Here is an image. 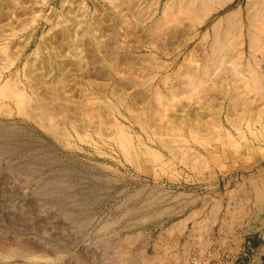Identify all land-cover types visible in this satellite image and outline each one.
<instances>
[{"label":"rangeland","instance_id":"rangeland-1","mask_svg":"<svg viewBox=\"0 0 264 264\" xmlns=\"http://www.w3.org/2000/svg\"><path fill=\"white\" fill-rule=\"evenodd\" d=\"M33 1L0 0V86L8 84V87H4L5 89L0 87V125L19 129L21 134L18 137L21 140H26L25 143H28L26 145L28 150L35 148L41 152V149H48L50 154L45 155V161L39 158V162L36 164L38 168L40 166L41 169L39 168V170L42 173L44 172L42 175H64L63 177L69 183V187L66 190L69 193L68 195L78 199L79 203L84 204V208L86 211L89 209L87 212L93 218L89 227H85V229L83 226V230L78 228L81 232L73 229L71 223L60 216L44 197L41 198L35 195L34 188L37 180L34 183V179L30 180L29 177V180H26L24 175H16L15 170L14 172L8 170L1 163L0 264H31V262L33 264H64L65 262V264H73L74 261V264H79L80 262L84 264H114V261H116L115 264H118L117 262L123 264L121 252L128 251L132 253L128 252V255H134L125 257L126 259L130 258L132 260L130 262L128 260L125 261V258L123 259L124 262L127 263L128 261L129 264H141V262L142 264H147L148 262L150 264H162V262L164 264L165 262L166 264L168 259L167 264H173L174 262L182 264L183 262L186 263V258L189 260L193 254H196V264H264V236L260 235V232L264 231V39L263 36H260V44L257 43L258 46L254 44V47H252L253 42L252 40L250 41L251 38L246 34L247 20L245 19V11L247 12L248 5L245 6V4L249 0H230L222 8L211 12L202 23L195 19H200V16L195 13L194 9V12L193 10L191 12L194 13L193 17L192 14L186 15L193 8L192 5H189L191 3L189 0H180L181 2L179 0ZM262 1L264 8V0ZM184 3L187 5H184ZM210 5L211 3H208L207 6ZM186 6H188V9L190 8L189 11L187 8L186 11L183 8ZM178 7L184 10L182 11ZM161 11H164V13ZM168 11L173 12L174 16ZM179 12L180 17L176 16ZM181 13H184L185 16ZM165 16L166 18H164ZM225 16L226 18H224ZM228 16L233 18L231 20H233L232 23L234 22L235 27ZM239 16L240 19L238 18ZM167 17L172 19L169 18L173 24L167 21L169 20ZM190 17L198 24L196 25ZM177 18H181L180 21ZM173 19H176L175 23ZM223 19L226 21L225 23H222L224 22ZM177 20L179 23L181 21L184 23L180 25ZM187 20L191 24L190 27L193 26L192 28L189 27ZM228 20L230 21V26L233 25L232 27L237 33L234 29L228 30ZM191 21L192 23H190ZM75 22L79 23L78 27H81V29L76 27V31L70 34L72 36L65 35L66 27L71 28ZM223 27H228L226 29L228 30L227 32L225 28L223 29L225 33L230 34L229 32H231L229 36L227 34V38H229L228 40L232 45L226 46L227 49L222 52V56L225 55V58L218 62V65H220L218 66L217 63L211 60L213 59V54H211L213 51H211V48L209 51L208 49L212 45L210 42L215 38V31H222ZM213 28H215V31ZM238 29L240 31H237ZM224 31L222 32L224 33ZM90 32L94 34L92 35ZM211 33H215L213 37ZM232 34L238 39L235 36L233 37ZM94 35L96 36L94 37ZM231 35L232 37H230ZM246 37L248 40H246ZM76 38L78 39L76 40ZM63 40L65 44H68V42L72 43L68 51H62L65 46ZM239 42L242 46H240ZM260 46L262 49L258 48ZM255 50L258 52L254 53ZM232 57L233 59H231ZM228 59L229 66H227ZM208 61L213 62L215 66L211 62L208 64ZM221 62H224V67ZM232 63L237 64L233 66L231 65ZM238 65H240V69L237 67ZM212 66L213 68H211ZM228 67L232 70H229ZM210 68L209 73L206 72ZM189 69L191 71L194 70V72L196 70L195 73H192V77L189 75L191 78L187 75ZM249 69L252 70L246 75L247 72L243 71H248ZM197 71L201 73L203 71L206 74L195 75ZM236 71L237 73L234 74ZM232 73L234 77L231 76ZM177 74H179L180 78L183 75V78L180 79ZM239 74L244 76L242 75L239 78ZM185 75L188 77L185 78ZM202 75L209 79L202 77ZM259 75L262 76L259 77ZM217 76L218 78H216ZM230 76L232 80L229 79ZM250 76L255 78L252 77V79ZM200 77L204 78L202 86L206 91L202 93L204 95L199 91L193 92V94H197L195 96L199 97V101L193 100L195 97L193 98V95L188 92H186L188 94L180 93L182 91L178 87L181 84L180 82H186L185 80L188 78L190 79H188L189 81L194 78L195 82H197L201 80ZM233 78L235 81H233ZM249 78L250 80H248ZM242 79L245 80L243 81ZM218 80L222 82L218 83ZM262 80L263 85L262 87L260 86L262 89L257 91V87L254 89L255 82H262ZM189 81L187 83H190ZM232 81L236 82L235 88L240 85L239 89H233L235 84ZM240 81L241 83L238 84ZM12 82L14 86H18L22 90V96H26L25 99H33L35 94L41 95L40 98L43 99V103H45L47 98V104H49V99L50 102L54 99V103L51 102L50 104L52 107L55 106L58 112L53 110L50 116H44L46 117L45 119H43V116L34 114V112L30 115L26 114L22 110V104H20V108L9 100ZM245 83L247 84L245 85ZM30 86L36 88V91L35 89L34 91L37 93L33 94L34 96L30 93ZM224 86H227L224 88L225 90L223 89ZM244 86L245 88L242 89L241 87ZM175 87H177V92L174 89ZM249 88L250 91L248 90ZM57 94H59V98ZM262 94L263 97H261ZM173 95L176 96L174 97ZM136 96L138 97L135 98ZM252 96H255V99ZM188 97L189 100L193 98V101L187 100ZM200 98L206 102L204 103ZM68 100L74 103H70ZM231 100L233 101L232 103ZM240 100L244 101L245 105L248 103L246 107L241 105L242 107L238 106L239 108H237V103ZM249 101L253 102L250 103ZM164 102L167 103L165 104ZM89 103H92L90 107ZM183 104L187 106L184 107ZM193 104L196 105L191 107ZM60 105L61 107L58 109ZM79 105L82 106L79 108ZM95 106L98 108L93 111ZM202 106L209 107V109L206 107L202 108ZM165 108L166 110L164 111ZM60 109H63V113H61ZM91 110L94 112L93 114H91ZM97 110L101 111V114H98ZM82 111H84L85 115ZM156 112L160 113L159 117L161 118L156 117V115L158 116ZM162 112L163 118L161 116ZM130 113L136 116H131ZM89 114L93 115L91 117L95 121L91 120L92 118ZM150 114L153 115V118ZM197 114H200L199 117ZM187 115L189 118L186 117ZM140 116H143L142 119ZM250 116L255 117L250 118ZM47 117H50V120ZM133 117L137 118L134 120ZM178 118L180 121H177ZM46 119L47 121L44 122ZM151 119H154V123H152ZM174 119L176 120L173 121ZM155 120H158L156 121L158 126H162L158 127L155 124ZM189 121L191 125L188 124ZM56 122L57 124H55ZM192 122L195 123L193 124ZM72 123L74 124L73 126L71 125ZM164 123L169 127L173 126L171 131L175 133L173 134L174 136L170 130L166 131L164 129ZM92 124L94 128H92ZM102 125H104L103 128ZM180 125L181 128L184 125V131L179 128ZM104 127L109 131H105ZM192 128L198 130L196 131ZM187 130L191 131L190 134L189 132L187 133ZM78 131L82 132L79 133ZM143 131L144 133H142ZM120 132L126 134V143L125 141L122 142V140L118 143L116 142L121 139L119 136ZM114 133H117V136ZM176 133H179V137ZM195 133L199 136H195ZM176 136L178 140L179 138L184 140L178 141L175 138ZM240 137L241 139H239ZM164 138L168 139L164 140ZM172 139H175L174 143L167 142V140ZM10 140L14 141L13 138ZM235 141L237 145L234 143ZM168 146H171V148ZM182 146L184 150L181 148ZM180 150L190 154V157L186 156L185 160L187 162L180 158L182 157ZM177 152L180 156L177 155ZM175 156L178 157L175 158ZM196 159L203 161L202 164ZM12 164L14 165V163ZM26 185H29L31 190ZM239 201L240 203H238ZM184 219H187V221ZM101 226L102 229H100ZM195 230L196 232L194 233L193 231ZM198 232L200 233L196 234ZM101 240L102 243L109 242L111 246L103 249ZM23 241L25 242L24 244ZM133 241L134 243L132 244ZM38 244L42 245L39 246ZM123 245L126 247V251L122 249L124 248ZM126 245L129 247L127 248ZM169 245L171 248H168ZM157 247L159 249L161 247L160 250L157 249L160 252L156 250ZM39 248L41 249L39 250ZM139 250L142 251L143 255L135 254ZM118 251L119 255H117ZM155 252L158 256H156ZM82 253L84 254L79 256ZM74 255L79 257L76 258ZM100 255L102 256L100 257ZM117 256L121 258L119 259ZM154 257H157L158 259L156 260L159 261L156 262ZM139 259H141V262ZM72 260L74 261L72 262ZM135 260L139 263L135 262Z\"/></svg>","mask_w":264,"mask_h":264},{"label":"bare ground","instance_id":"bare-ground-1","mask_svg":"<svg viewBox=\"0 0 264 264\" xmlns=\"http://www.w3.org/2000/svg\"><path fill=\"white\" fill-rule=\"evenodd\" d=\"M12 1H14V0H12ZM33 1V0H32ZM36 1V0H35ZM131 1V0H130ZM176 1V0H175ZM182 1V0H181ZM180 0H179V2H181ZM191 3L189 4V5H192L193 6V8L189 11V9L187 8L188 6H186V7H183L184 9H185V11L188 9V11L190 12V14H189V12H185L184 11V13H186V15L188 14V15H191L192 14V17H193V14L194 13H191L192 12V10L194 9L195 10V13L196 14H198L199 16H200V19H197V18H195L196 20H199V23H202V21L211 13V12H214V11H216V10H218L219 8H222L224 5H226L230 0H189ZM34 2V1H33ZM157 2H159V1H157ZM187 2V1H186ZM208 3H211V5L210 6H207L208 5ZM14 4V3H13ZM37 4V3H36ZM262 4H263V1L262 0H255V1H253V0H249L248 1V3L247 4H245V6L246 5H248L247 7H245V8H247V12L245 11V13H246V23H247V25H246V34L251 38L250 39V41L252 40V42H253V44H252V47H254L253 45L254 44H256L257 45V43H259V37L261 36H263V39H264V8H263V6H262ZM176 5V4H175ZM179 5V4H178ZM184 5H187V4H185L184 3ZM152 6V5H151ZM155 6V5H154ZM167 6V5H166ZM195 6V7H194ZM180 7H181V5H180ZM176 8H177V5H176ZM179 8V7H178ZM187 8V9H186ZM31 9V8H30ZM80 9V8H79ZM163 9H165V8H163ZM162 9V10H163ZM180 10H184V9H182V8H179ZM166 10V9H165ZM178 10V9H177ZM176 10V11H177ZM179 10V11H180ZM194 10H193V12H194ZM239 10V9H238ZM246 10V9H245ZM33 11V10H32ZM155 11V10H154ZM158 11V10H157ZM181 11V12H182ZM237 11V10H236ZM162 13H164V11H161ZM168 12H170V11H168ZM239 12V11H238ZM121 13V12H120ZM161 13V14H162ZM166 13V12H165ZM171 13V12H170ZM175 13V12H174ZM183 13V14H184ZM12 14V13H11ZM10 14V15H11ZM167 14V13H166ZM166 14H163V15H166ZM173 16H174V14H173V12L171 13ZM177 14V13H176ZM182 14V13H181ZM182 14V15H183ZM195 14V15H196ZM171 15V17H173ZM180 15V12H179V14L178 15H176V16H179ZM181 15V16H182ZM229 15H232V14H229ZM235 15V14H234ZM233 15V16H234ZM122 16V15H121ZM167 16V15H166ZM166 16L164 17V18H166ZM183 16H185V14L183 15ZM227 16V15H226ZM226 16L224 17V18H226ZM238 16V15H237ZM2 17V16H1ZM76 17V16H75ZM163 17V16H162ZM180 17V16H179ZM178 17V18H179ZM192 17H190V18H192ZM229 17V16H228ZM163 18V19H164ZM168 18V17H167ZM170 18V17H169ZM168 18V19H169ZM175 18V17H174ZM177 18V19H178ZM230 18V20L231 19H233L232 17H229ZM236 18V17H235ZM239 19H240V16L238 17ZM238 18H236L237 20H238ZM171 19V18H170ZM170 19L169 20H167L168 22H171L170 21ZM181 19V18H180ZM180 19H178L179 21H180ZM183 19V18H182ZM16 20V19H15ZM160 20V19H159ZM172 20V19H171ZM174 20V19H173ZM176 20V19H175ZM174 20V23L176 22ZM177 20V22L179 23V21ZM191 20H194L193 18L191 19ZM235 20V19H234ZM75 21V20H74ZM79 21V20H78ZM185 21V20H184ZM188 21V24H189V20H187ZM218 21H219V19H218ZM217 21V22H218ZM223 21H224V19H223ZM232 21L233 20H231V23H232ZM236 21V20H235ZM240 21V20H239ZM15 22V21H14ZM76 22H77V20H76ZM73 23L72 24V26H71V28H67L66 27V29H65V35H69V36H72V35H70V34H72L74 31H76V27H78V25H79V23L77 24V23ZM97 22V21H96ZM159 22V21H158ZM163 22H164V20H163ZM194 22H195V20H194ZM226 21H224V22H222V23H225ZM244 22V21H243ZM11 23V22H10ZM157 23V22H156ZM172 24H173V22H171ZM177 23V24H178ZM181 23H182V21H181ZM181 23H179L180 25H181ZM184 23V22H183ZM182 23V24H183ZM187 23V22H186ZM190 23H192V21L190 22ZM227 23H229V24H227V25H229V29H228V27H223L222 28V31H224L223 29L225 28V31L227 32L228 30H232V29H234V27H235V24H234V22L232 23L233 25H234V27H232V26H230L231 24H230V21L228 20V22ZM236 23V22H235ZM245 23V22H244ZM24 24H26V23H24ZM83 24V23H82ZM158 24H160V23H158ZM178 24V25H179ZM195 24L197 25L198 23H196L195 22ZM194 24V25H195ZM216 24H218V23H216ZM219 24H220V22H219ZM57 25V24H56ZM99 25V24H98ZM185 25V24H184ZM190 25L191 24H189V27H190ZM227 25H224V26H227ZM237 25V24H236ZM240 25V24H239ZM242 25V24H241ZM25 26V25H24ZM152 26V25H151ZM150 26V27H151ZM159 26H161V25H159ZM177 26V25H176ZM187 26V25H186ZM218 26V25H217ZM29 27V26H28ZM158 27V26H157ZM182 27V26H181ZM188 27V28H189ZM193 27V26H192ZM192 27H190V28H192ZM232 27V28H231ZM5 28V27H4ZM79 28V27H78ZM88 28V27H87ZM94 28V27H93ZM156 28V27H155ZM161 28H162V26H161ZM189 28V29H190ZM238 28V27H237ZM79 29H81V27L79 28ZM83 30H85L84 28H82ZM159 29V28H158ZM214 29V31H215V28H213ZM226 29H228V30H226ZM239 29H241V28H239ZM237 30V31H240V30ZM244 29V28H243ZM149 30V29H148ZM153 30V29H152ZM218 30V29H217ZM220 30V29H219ZM235 30V29H234ZM233 30V31H234ZM88 31V30H87ZM90 31H92V30H90ZM94 31V30H93ZM160 31V30H159ZM222 31H218V32H216L215 31V33H216V35L214 36L215 38H213V41L212 42H210V43H212V45H211V47L209 46V49H208V51L210 50V48H211V51H213L211 54H213L212 55V58L213 59H211V60H213L214 61V63H217V65L219 64L218 62L222 59L223 60V58H225L224 56H222V52H224V50H226L227 48H226V46L228 47V46H231L232 45V43H230L229 42V38H227V34L228 33H225V31H224V33L222 32ZM242 31V30H241ZM64 32V31H63ZM79 32V31H78ZM158 32V31H157ZM235 32H236V30H235ZM77 33V32H76ZM92 33V35L94 34L93 32H90V34ZM97 33V32H96ZM214 33V34H215ZM230 34H231V32H229ZM237 33V32H236ZM235 33V35H237L238 36V34H236ZM240 33V32H239ZM242 33V32H241ZM1 34V33H0ZM158 34V33H157ZM207 34V33H206ZM206 34H205V36H206ZM212 34V37H213V33H211ZM230 34H228V36L230 35ZM64 35V36H65ZM74 35V34H73ZM82 35H83V33H82ZM233 35V34H232ZM232 35L230 36V37H232ZM235 35H233V37L235 36ZM80 36V35H79ZM91 36V35H90ZM96 35H94V37H95ZM202 36H204V35H202ZM201 36V37H202ZM239 36H241V35H239ZM68 37V36H67ZM211 37V38H212ZM235 38H237L236 36H235ZM247 38V37H246ZM73 39V38H72ZM78 38H76V40H77ZM95 39V38H94ZM98 39H99V37H98ZM158 39V38H157ZM201 39V38H200ZM238 39V38H237ZM204 40V39H203ZM235 40V39H234ZM246 40H248V38L246 39ZM70 41V40H69ZM99 42H100V40H98ZM97 41V42H98ZM232 41V40H231ZM262 41V40H261ZM67 42V41H66ZM248 42V41H247ZM252 42H250V43H252ZM264 42V41H263ZM63 43H64V40H63ZM74 43V42H73ZM92 43V42H91ZM203 43V42H202ZM65 44V43H64ZM70 44H72V43H69L68 42V44H65V46L62 48V51H68V49L69 48H71V45ZM75 44V43H74ZM103 44V43H102ZM234 44H236L235 42H234ZM233 44V45H234ZM238 44V43H237ZM239 44H240V42H239ZM238 44V45H239ZM248 44V43H247ZM260 44V43H259ZM263 44V43H262ZM87 45V44H86ZM210 45V44H209ZM238 45H236V46H238ZM161 46V45H160ZM203 46V45H202ZM240 46H242L241 44H240ZM251 46V45H250ZM258 46V45H257ZM264 46V45H263ZM62 47V46H61ZM89 47V46H88ZM98 47V46H97ZM58 48V47H57ZM100 48V47H99ZM250 48V47H249ZM258 48H260V49H262L261 48V46L260 47H258ZM46 49V48H45ZM76 49V48H75ZM159 49V48H158ZM235 50H236V48H234ZM252 49V48H251ZM231 50V49H230ZM36 51V50H35ZM73 51V50H72ZM71 51V52H72ZM7 52V51H6ZM11 52V51H10ZM228 52H229V50H228ZM255 52H258V51H254V53ZM74 53V52H73ZM72 53V54H73ZM7 54H8V52H7ZM69 54V53H68ZM78 54V53H77ZM226 54V53H225ZM237 55H238V53H236ZM228 55V54H227ZM231 55V54H230ZM233 55V54H232ZM263 55V54H262ZM70 56V55H69ZM209 56V55H208ZM234 56V55H233ZM251 56V55H250ZM8 57H11V56H8ZM49 57V56H48ZM61 57V56H60ZM89 57V56H88ZM228 57V56H227ZM227 57H226V59H227ZM230 57V56H229ZM235 57V56H234ZM238 57V56H237ZM236 57V58H237ZM208 58V57H207ZM211 58V57H210ZM6 59V58H5ZM225 59V60H226ZM231 59H233V57L231 58ZM230 59V60H231ZM237 60H239V59H237ZM252 60V59H251ZM3 61V60H2ZM91 61V60H90ZM191 61V60H190ZM206 61V60H205ZM204 61V62H205ZM228 61V65H227V63H226V65L227 66H229V59L227 60ZM226 61V62H227ZM253 61V60H252ZM12 62V61H11ZM80 62V61H79ZM147 62V61H146ZM192 63H193V61H191ZM203 62V63H204ZM211 62V61H210ZM210 62L208 61V64H210ZM230 62H232V61H230ZM236 62V61H235ZM89 63V62H88ZM150 63V62H149ZM155 63V62H154ZM211 63H213V62H211ZM214 63H213V65H214ZM222 63V62H221ZM234 63V62H233ZM231 64V65H235V64H237V63H235V64ZM238 63L240 64V62L238 61ZM248 63V62H247ZM39 64V63H38ZM156 64H157V62H156ZM186 64V63H185ZM188 64V63H187ZM191 64V63H190ZM207 64V63H206ZM207 64V65H208ZM222 64H224V62L222 63ZM222 64H221V66H222ZM242 64V63H241ZM70 65H71V63H70ZM153 65V64H152ZM155 65V64H154ZM181 66H182V64H180ZM230 65V66H231ZM40 66V65H39ZM156 66V65H155ZM159 66V65H158ZM189 66V65H188ZM196 66V65H195ZM215 66V65H214ZM218 66H220V65H218ZM225 66V64L223 65V67ZM65 67V66H64ZM183 67V66H182ZM201 67V66H200ZM206 67V66H205ZM207 67H209V66H207ZM222 67V68H223ZM232 67V66H231ZM238 68L240 67V65H238L237 66ZM211 68H213V66L211 67ZM211 68L210 69H207V71L206 72H208L209 70H211ZM229 68V67H228ZM192 69V68H191ZM219 69V68H218ZM240 69V68H239ZM242 69V68H241ZM59 70V69H58ZM68 70H70V69H68ZM180 70V69H179ZM196 70H197V68H196ZM196 70H195V72H196ZM220 70V69H219ZM223 70V69H222ZM226 70V69H225ZM229 70H232V69H230L229 68ZM236 70V69H235ZM243 70V69H242ZM241 70V71H242ZM246 70H247V67H246ZM243 71V72H247V74L246 75H248V72L250 71V70H252V69H249L248 71ZM80 71V70H79ZM141 71V70H140ZM147 71V70H146ZM183 71H184V69H183ZM203 71H204V69H203ZM202 71V73H204ZM263 71V70H262ZM81 72V71H80ZM149 72V71H148ZM182 72V71H181ZM194 72V70H190L189 69V71H188V76L189 75H191V77H192V73H195ZM206 72L204 73V74H206ZM225 72V71H224ZM232 72V71H231ZM240 72V71H239ZM252 72V71H251ZM33 73V72H32ZM142 73V72H141ZM180 73V72H179ZM183 73V72H182ZM200 73V74H199ZM201 72H198L197 71V73L195 74V75H201L202 74ZM209 73V72H208ZM218 73V72H217ZM237 73V71L236 72H234V74H236ZM261 73H263V72H261ZM184 74V73H183ZM185 74H186V72H185ZM233 74V73H232ZM231 74V76H233L234 77V74L232 75ZM146 75V74H145ZM208 75V74H207ZM240 75V74H239ZM243 75V74H242ZM242 75H240V77L239 78H241V76ZM250 75V74H249ZM27 76V75H26ZM128 76V75H127ZM147 76V75H146ZM177 76L179 77V74H177ZM182 77L181 78H183V75H181ZM188 76H184L185 78L186 77H188ZM205 75H202V77H204ZM226 76H227V74H226ZM231 76L229 77V79L231 78ZM238 76V75H237ZM244 76V75H243ZM258 76V75H257ZM260 76H262V75H259V77ZM150 77V76H149ZM190 76H189V78H191ZM195 78H196V76H194ZM255 78L254 76H250V78ZM27 78V77H26ZM57 78V77H56ZM73 78V77H72ZM125 78V77H124ZM129 78V77H128ZM144 78V77H143ZM177 78V77H176ZM180 78V77H179ZM180 78V79H181ZM188 78V79H189ZM201 78V77H200ZM199 78V79H200ZM204 78H207V77H204ZM204 78H201V80H199V81H197V82H195V80H194V78H192L191 79V81H189L188 79V81L190 82V83H187L188 81L187 80H185L186 82H184V81H182V82H180L181 84L178 86L179 87V89L181 90L182 89V91H180V93L181 92H184V93H186V92H188V93H190V95L192 94L193 95V98L195 97V98H197L195 95H197V94H193V92L194 91H199L201 94L203 93V92H205L206 90H205V88L202 86V84H203V79ZM216 78H218V76L216 77ZM221 78V77H220ZM238 78V77H237ZM250 78L248 79V80H250ZM252 78V79H253ZM42 79V78H41ZM153 79V78H152ZM179 79V80H180ZM207 79H209V78H207ZM222 79V78H221ZM226 79V78H225ZM247 79V78H246ZM251 79V80H252ZM59 80V79H58ZM140 80H141V78H140ZM146 80V79H145ZM194 80V81H193ZM223 80V79H222ZM230 80H232V79H230ZM243 80V79H242ZM241 80V81H242ZM245 80V79H244ZM243 80V81H244ZM256 80H258V79H256ZM261 80V79H260ZM126 81V80H125ZM127 81H128V79H127ZM137 81V80H136ZM144 81V80H143ZM227 81V80H226ZM233 81H235L234 80V78H233ZM232 81V83H234ZM241 81L238 83V84H240L241 83ZM247 81V80H246ZM14 82V81H13ZM12 82V86L10 87V88H12V90L10 91V95H9V100L10 101H13V103H15V105L16 106H19L20 107V104H22L23 106V108H22V110H23V112H25L26 114H31V113H33L34 112V114L36 113V115L38 114V115H40L41 117L43 116H50L51 114H52V111L54 110V111H57L58 112V110H56V107L54 106V107H52L51 106V102L52 103H54V99H53V101L51 100V102H50V99H49V104H47L46 103V101L48 100V98L45 100V103H43V99H41L40 97H41V95L39 96V95H37V94H35V93H37V92H35L36 91V88L34 87V86H30L29 88H30V90H31V95H33V94H35V96H34V98L32 99V98H28V99H25V97H23L22 96V90L20 89V88H18V86H14L13 83ZM53 82H54V80H53ZM66 82V81H65ZM73 82V81H72ZM88 82V81H87ZM120 82V81H119ZM146 82V81H145ZM164 82V81H163ZM221 83L222 81H220V80H218V83ZM228 82V81H227ZM237 82H238V80H237ZM248 83H249V81H247ZM251 82V81H250ZM252 82H253V80H252ZM255 82V81H254ZM32 83V82H31ZM70 83V82H69ZM123 83V82H122ZM124 83H126V82H124ZM139 83V82H138ZM143 83V82H142ZM179 83V82H178ZM208 83V82H207ZM217 83V84H218ZM236 83V82H235ZM234 83V84H235ZM256 83V85H255V87H254V89L257 87V91H259V89H262V88H260V86L262 87V85H263V80H262V82H259V81H257V82H255ZM254 83V84H255ZM26 84V83H25ZM41 84H43V83H41ZM55 84V83H54ZM60 84V83H59ZM77 84V83H76ZM247 83H245V85H246ZM47 85V84H46ZM75 85V84H74ZM108 85V84H107ZM119 85V84H118ZM140 85H141V83H140ZM204 85H205V83H204ZM210 85H212V84H210ZM243 85H244V83H243ZM242 85V86H243ZM21 86V85H20ZM51 86V85H50ZM115 86V85H114ZM206 86V85H205ZM219 86V85H218ZM247 86H249V85H247ZM1 88H4V87H8V84L6 83V84H3V86H0ZM32 87H34V88H32ZM104 87V86H103ZM214 87V86H213ZM227 87V86H226ZM225 86L223 87V89L224 88H226ZM236 87V84L234 85V88L233 89H239V87H240V85L238 86V88H235ZM251 87V86H250ZM252 87H253V84H252ZM53 88V87H52ZM51 88V89H52ZM60 88V87H59ZM132 88V87H131ZM173 88V87H172ZM177 87H175L174 89H175V91L177 90L176 89ZM217 88V87H216ZM229 88V87H228ZM231 88V87H230ZM242 89H244L245 88V86L244 87H241ZM247 88V87H246ZM5 89V88H4ZM34 89H35V91H34ZM65 89V88H64ZM208 89H209V87H208ZM220 89H221V87H220ZM222 89V90H223ZM241 89V90H242ZM1 90H3V89H1ZM29 90V91H30ZM50 90V89H49ZM53 90V89H52ZM95 90V89H94ZM156 90V89H155ZM225 90V89H224ZM227 90V89H226ZM247 90V89H246ZM249 91H250V88L248 89ZM4 91V90H3ZM42 91V90H41ZM44 91V90H43ZM46 91H47V89H46ZM63 91V90H62ZM86 91V90H85ZM105 91V90H104ZM126 91V90H125ZM174 91V92H175ZM207 91H210V90H207ZM232 91H234V90H232ZM231 91V92H232ZM236 91V90H235ZM238 91H240V90H238ZM251 91H252V89H251ZM254 91H256V90H254ZM261 92H262V90H260ZM69 92V91H68ZM128 92V91H127ZM151 92V91H150ZM177 92V91H176ZM222 92V91H221ZM225 92V91H224ZM260 92V93H261ZM45 93V92H44ZM50 93V92H49ZM54 93H55V91H54ZM58 93V92H57ZM81 93V92H80ZM99 93V92H98ZM123 93V92H122ZM184 93H183V97H184ZM188 93H186V94H188ZM200 93H198V94H200ZM223 93V92H222ZM227 93V92H226ZM233 93V92H232ZM156 94V93H155ZM176 94H178V93H176ZM229 94V93H228ZM242 94V93H241ZM244 94V93H243ZM42 95H43V93H42ZM59 94H57V96H58ZM61 95V94H60ZM88 95V94H87ZM94 95V94H93ZM115 95V94H114ZM182 95V94H181ZM180 95V96H181ZM190 95H188V96H190ZM202 95H204V94H202ZM205 95H206V93H205ZM207 95H209V94H207ZM234 95H235V93H234ZM240 95V94H239ZM247 95V94H246ZM261 95V94H260ZM39 96V97H38ZM64 96V95H63ZM99 96H101V95H99ZM122 96V95H121ZM174 96V95H173ZM176 96V95H175ZM174 96V97H175ZM224 96H225V94H224ZM245 96V95H244ZM249 96V95H248ZM45 97V96H44ZM44 97H42V98H44ZM52 97H54L53 95H52ZM62 97V96H61ZM91 98H92V96H90ZM138 96H136L135 98H137ZM169 97V96H168ZM179 97V96H178ZM182 96H181V98H183ZM203 97V96H202ZM246 97V96H245ZM244 97V98H245ZM253 97V96H252ZM251 97V98H252ZM255 97V96H254ZM253 97V98H254ZM261 97H263V94H262V96ZM1 98H3V97H1ZM50 98H51V96H50ZM58 98H59V96H58ZM69 98V97H68ZM73 98V97H72ZM106 98V97H105ZM140 98V97H139ZM173 98V97H172ZM180 98V97H179ZM192 98V99H193ZM193 99V100H196V101H199V97L197 98V99ZM234 98H236V97H234ZM240 98H241V96H240ZM250 98V99H251ZM30 99V100H29ZM70 99V98H69ZM93 99H95V98H93ZM152 99V98H151ZM159 99V98H158ZM185 99V98H184ZM187 99V98H186ZM191 98H190V100H192ZM248 99H249V97H248ZM255 99V98H254ZM257 99V98H256ZM260 99H263V98H260ZM58 100H60V99H58ZM64 101H65V99H63ZM86 100V99H85ZM92 100V99H91ZM107 100V99H106ZM121 100V99H120ZM154 100V99H153ZM156 100V99H155ZM169 100V99H168ZM167 100V101H168ZM177 100V99H176ZM187 100H189V97H188V99ZM189 100V101H190ZM192 100V101H193ZM200 100H202V101H204V103L206 102L205 100H203V99H201L200 98ZM233 100V99H232ZM231 100V103L233 102ZM235 100V99H234ZM79 101V100H78ZM77 101V102H78ZM94 101V100H93ZM108 101V100H107ZM118 101V100H117ZM124 101V100H123ZM136 101V100H135ZM140 101V100H139ZM138 101V102H139ZM142 101H144V100H142ZM160 101H161V98H160ZM170 101V100H169ZM168 101V102H169ZM183 101V100H182ZM208 101V100H207ZM260 101V100H259ZM48 102V101H47ZM60 102V101H59ZM66 102V101H65ZM68 102H70V100H68ZM72 103H74L73 101H71ZM70 102V103H71ZM85 102V101H84ZM130 102V101H129ZM137 102V103H138ZM157 102H159L158 100H157ZM176 102V101H175ZM209 102V101H208ZM235 102V101H234ZM244 101H238V103H237V108H239L238 106H241V105H243V106H245L246 107V105L248 104H244L243 103ZM247 102H248V100H247ZM250 102V101H249ZM253 102V101H252ZM252 102H250V103H252ZM257 102V101H256ZM255 102V103H256ZM264 102V101H263ZM56 103V102H55ZM162 103H163V101H162ZM165 103V102H164ZM167 103V102H166ZM165 103V104H166ZM177 103H178V101H177ZM183 103V102H182ZM188 103V102H187ZM190 103V102H189ZM195 103H198V102H195ZM200 103V102H199ZM202 103V102H201ZM212 103V102H211ZM68 104V103H67ZM92 104V103H91ZM90 103H89V107H90V105H91ZM109 104H110V101H109ZM108 104V105H109ZM131 104V103H130ZM159 104V103H158ZM217 104V103H216ZM235 104V103H234ZM263 104V103H262ZM75 105V104H74ZM98 105V104H97ZM134 105V104H133ZM156 105V104H155ZM194 105H196V104H193V106H191V107H194ZM199 105V104H198ZM204 105V104H203ZM206 106H207V104H205ZM253 105V104H252ZM65 106V105H64ZM68 106V105H67ZM70 106H71V104H70ZM73 106V105H72ZM80 106H82V105H79V108H80ZM110 106H111V104H110ZM159 105H157V107H158ZM162 106V105H161ZM183 106H184V104H183ZM183 106H182V108H183ZM185 106H187L186 104H185ZM184 106V107H185ZM206 106H202V108L203 107H206ZM228 106V105H227ZM233 107H235L234 105H232ZM254 106H256V105H254ZM58 107V106H57ZM61 107V105L58 107V109ZM69 107V106H68ZM77 107V106H76ZM92 107V106H91ZM128 107H130V106H128ZM164 107H168V106H164ZM174 107V106H173ZM232 107V108H233ZM242 107V106H241ZM248 107V106H247ZM257 107V106H256ZM259 107V106H258ZM17 110H18V108L17 107H15ZM21 108V107H20ZM78 108V109H79ZM98 108V107H97ZM96 106H95V108H93V109H95V110H93V111H96ZM100 108V107H99ZM133 108V107H132ZM131 108V109H132ZM141 108V107H140ZM151 108H152V106H151ZM158 108H160L161 109V107H158ZM171 108V107H170ZM206 108H208L209 109V107H206ZM236 108V107H235ZM244 108V107H243ZM72 109H73V107H72ZM77 109V108H76ZM84 109V108H83ZM111 109H112V107H111ZM163 109V108H162ZM168 109V108H167ZM184 109V108H183ZM205 109V108H204ZM217 109V108H216ZM215 109V110H216ZM234 109V108H233ZM248 109V108H247ZM61 110V109H60ZM63 110V109H62ZM61 110V111H62ZM65 110V109H64ZM67 110V109H66ZM87 110V109H86ZM100 110V109H99ZM148 110V109H147ZM166 110V108L164 109V111ZM191 110V109H190ZM195 110V109H194ZM211 110V109H210ZM236 110V109H235ZM241 110V109H240ZM243 110V109H242ZM254 110H255V108H254ZM85 111V110H84ZM84 111H82L83 113H84ZM98 111V110H97ZM155 111V110H154ZM160 111H162V110H160ZM163 111V112H164ZM168 111V110H167ZM166 111V112H167ZM172 111V110H171ZM209 111V110H208ZM217 111V110H216ZM231 111V110H230ZM244 111V110H243ZM56 112V113H57ZM81 112V111H80ZM87 112V111H86ZM91 112H92V110H91ZM90 112V113H91ZM117 112V111H116ZM140 112V111H139ZM144 112V111H143ZM148 112V111H147ZM158 112V111H157ZM156 112V113H157ZM163 112H162V118H163ZM170 112V111H169ZM175 112V111H174ZM204 112V111H203ZM202 112V113H203ZM234 112V111H233ZM236 112H239V111H236ZM242 112V111H241ZM244 112H246V111H244ZM252 112H253V110H252ZM256 112V111H255ZM16 113V112H15ZM20 113V112H19ZM61 113H63V111L61 112ZM89 113V112H88ZM94 112H92L91 114H93ZM97 113V112H96ZM101 114V111L99 112L98 111V114ZM135 113V112H134ZM142 113V112H141ZM182 113V112H181ZM183 113H184V111H183ZM190 113V112H189ZM188 113V114H189ZM206 113V112H205ZM213 113H214V111H213ZM217 113V112H216ZM25 114V115H26ZM91 114H89L90 115V117L91 116H93V115H91ZM104 114H105V112H104ZM103 114V115H104ZM117 114V113H116ZM131 114V113H130ZM155 114V113H154ZM158 114V113H157ZM160 114V113H159ZM159 114H158V116L156 115V117L157 118H161V117H159ZM170 114V113H169ZM187 114V113H186ZM253 114V113H252ZM257 114V113H256ZM7 115H9V114H7ZM24 115V116H25ZM57 115H59L58 113H57ZM57 115H53V116H57ZM64 115V114H63ZM68 115H70V113H68ZM73 115H74V113H73ZM79 115V114H78ZM84 115H85V113H84ZM133 115H135V114H131V116H133ZM141 115V114H140ZM142 115H143V113H142ZM149 115V114H148ZM151 115V114H150ZM198 115V117H199V115L200 114H197ZM248 115V114H247ZM5 116V115H4ZM28 116V115H27ZM53 116H51V117H53ZM108 116V115H107ZM112 116V115H111ZM136 116V115H135ZM152 116V118H153V115H151ZM228 116V115H227ZM246 116V115H245ZM257 116V115H256ZM6 117V116H5ZM26 117V116H25ZM29 117V116H28ZM32 117V116H31ZM41 117H38V118H41ZM76 117V116H75ZM87 117H88V114H87ZM90 117H89V119H90ZM141 117V116H140ZM139 117V118H140ZM143 117V116H142ZM142 117H141V119H142ZM168 117V116H167ZM167 117H166V119H167ZM171 117V116H170ZM179 117V116H178ZM186 117H188V115L186 116ZM197 117V116H196ZM251 117H255V116H250V118ZM46 117H44L43 119H45ZM47 118H49L48 120H50V117H47ZM71 118V117H70ZM82 118H85V117H82ZM92 118V117H91ZM105 118V117H104ZM110 118V117H109ZM131 118V117H130ZM134 118V117H133ZM137 118V117H136ZM136 118H134V120L136 119ZM157 118H155V119H157ZM181 118V117H180ZM189 118V117H188ZM192 118V117H191ZM201 118V117H200ZM238 118V117H237ZM53 119V118H52ZM51 119V120H52ZM68 119V118H67ZM96 119V118H95ZM100 119V118H99ZM140 119V121H142ZM149 119V118H148ZM172 119V118H171ZM177 119V118H176ZM176 119H174L173 121H175ZM193 119H195V118H193ZM192 119V120H193ZM39 120V119H38ZM37 120V121H38ZM91 120H94L93 118L91 119ZM101 120V119H100ZM110 120V119H109ZM132 120V119H131ZM150 120V119H149ZM152 120V119H151ZM154 120V119H153ZM152 120V123H154V121ZM159 120H161V119H159ZM169 120H170V118H169ZM183 120H184V118H183ZM188 120V119H187ZM186 120V121H187ZM191 120V119H190ZM200 120V119H199ZM198 120V121H199ZM203 120V119H202ZM213 120V119H212ZM252 120H253V118H252ZM258 120H259V118H258ZM34 121H36L35 119H34ZM40 121V120H39ZM43 121V120H42ZM45 121H47V119L46 120H44V122ZM53 121H54V119H53ZM62 121H63V119H62ZM69 121V120H68ZM73 122H74V120H72ZM76 121V120H75ZM83 121V120H82ZM86 121V120H85ZM95 121V120H94ZM96 121H98V120H96ZM104 121V120H103ZM105 121H106V118H105ZM139 121V122H140ZM156 121H158V120H155V122ZM166 121V120H165ZM177 121H180V119L178 118V120ZM194 121V120H193ZM211 121V120H210ZM262 121V120H261ZM49 122V121H48ZM59 122V121H58ZM112 122V121H111ZM115 122V121H114ZM167 122V121H166ZM183 122V121H182ZM181 122V123H182ZM188 122V121H187ZM203 122V121H202ZM215 122V121H214ZM227 122V121H226ZM235 122V121H234ZM240 122V121H239ZM2 123V122H1ZM51 123H52V121H51ZM70 123V122H69ZM91 123V122H90ZM95 123V122H94ZM93 123V124H94ZM100 123V122H99ZM98 123V124H99ZM151 123V124H152ZM168 123V122H167ZM193 123V122H192ZM195 123V122H194ZM193 123V124H194ZM200 123H201V121H200ZM206 123V122H205ZM219 123V122H218ZM263 123H264V121H263ZM47 124V123H46ZM55 124H57V122L55 123ZM76 124V123H75ZM83 124V123H82ZM88 124H89V122H88ZM92 124V128H94L93 125ZM100 124H102V123H100ZM140 124V123H139ZM138 124V125H139ZM150 124V125H151ZM156 125L158 124L157 122L155 123ZM189 125H191L190 124V121H189V123H188ZM204 124V123H203ZM214 124V123H213ZM215 124H216V122H215ZM238 124V123H237ZM45 125V124H44ZM43 125V126H44ZM49 125V124H48ZM54 125V124H53ZM70 125V124H69ZM72 126L74 125L73 123L71 124ZM70 125V126H71ZM77 125V124H76ZM155 125V126H156ZM159 125H160V123H159ZM164 125H165V123H164ZM185 125V124H184ZM184 125H183V128H184ZM195 125H199V124H195ZM229 125H231V124H229ZM13 126V125H12ZM15 126V125H14ZM58 126V125H57ZM61 126V125H60ZM81 126V125H80ZM79 126V127H80ZM103 126L104 125H102V128H103ZM119 126V125H118ZM148 126H149V124H148ZM153 126H154V124H153ZM152 126V127H153ZM158 126V125H157ZM156 126V127H157ZM162 126V125H161ZM161 126H158V127H161ZM217 126V125H216ZM45 127H47V126H45ZM54 127H55V125H54ZM53 127V128H54ZM59 127V126H58ZM63 127V126H62ZM86 128H87V126H85ZM106 127V126H105ZM104 127V128H105ZM139 127V126H138ZM150 128H151V126H149ZM164 127V129L166 130V131H171V130H173V126H171V127H169V126H167V125H165V126H163ZM186 127V126H185ZM192 127V126H191ZM195 127V126H194ZM220 127V126H219ZM247 127V126H246ZM49 128H50V126H49ZM53 128H51V129H53ZM72 128V127H71ZM97 128V127H96ZM112 128H113V126H112ZM111 128V129H112ZM176 128V127H175ZM180 129H182L183 130V128H181V125H180V127H179ZM179 128H177V129H179ZM197 128H200V127H197ZM211 128V127H210ZM209 128V129H210ZM261 128V127H260ZM46 129V128H45ZM44 129V130H45ZM55 129H56V127H55ZM59 129V128H58ZM81 129V128H80ZM110 129V130H111ZM153 129V128H152ZM157 130H158V128H156ZM155 129V130H156ZM163 129V131H165ZM176 129V130H177ZM192 129H194V128H192ZM74 130V129H73ZM82 130V129H81ZM93 130V129H92ZM101 130V129H100ZM106 130H108V129H106L105 128V131ZM114 130V129H113ZM116 130V129H115ZM121 130V129H120ZM159 130H161L160 128H159ZM188 130H191V129H188ZM187 130V133L189 132ZM194 130H198V129H194ZM204 130H206V129H204ZM204 130H200V131H204ZM46 131V130H45ZM90 131H91V129H90ZM104 131V132H105ZM109 131V130H108ZM112 131V130H111ZM184 131V130H183ZM208 131V130H207ZM249 131V130H248ZM65 132V131H64ZM79 132V131H78ZM80 132H82V131H80ZM79 132V133H80ZM101 132V131H100ZM103 132V133H104ZM116 132V131H115ZM118 132H119V130H118ZM124 132V131H123ZM123 132H120V137H121V139H118L115 135V137H116V139H118L116 142L118 143L120 140H122V142L123 141H125V143H126V134H123ZM172 132V131H171ZM176 132V131H175ZM179 132V131H178ZM191 132V131H190ZM190 132H189V134H190ZM211 132V131H210ZM85 133V132H84ZM126 133V132H125ZM142 133H144V131L142 132ZM149 133H151L150 131H149ZM156 133V132H155ZM167 133V132H166ZM168 133H170V132H168ZM180 133V132H179ZM178 133V134H179ZM20 134H21V132L19 131V129H17V128H15V127H6V126H3V125H0V164L2 163V164H4L5 165V167L8 169V170H11V171H13L14 172V170H15V173H16V175L18 174V175H24L25 176V179L26 180H29L28 179V177L30 178V180H33V183H34V181H36V187L34 188L33 186V188L35 189V195L36 196H40L41 198H43L44 197V199H46V201H48L49 203V205H51V207L52 208H54L57 212H58V214L60 215V216H62L63 218H65V220H67V221H69L70 223H71V226H72V228L73 229H76L77 231L80 229V228H82L83 226H84V228L85 227H89L90 226V224L92 223V216L91 215H89V213L87 212V211H89V209L86 211V209L84 208V204H81V203H79L80 201L78 200V199H74L73 197H71L70 195H68L69 193H68V191H66L67 189H68V187H69V183L66 181V179H65V177H63V176H56V175H48V176H43L42 174L44 173H42L40 170H39V168H40V166H39V168L37 167V162H39V158H41V159H43L44 161H45V155L47 156L48 155V153H49V151H48V149H41V152H39L37 149H35V148H31V150H28L27 149V147H26V145H28V143H25L26 142V140L24 139V140H21L18 136H20ZM95 134H96V132H95ZM102 134V133H101ZM109 134V133H108ZM165 134V133H164ZM172 135L173 134H175L174 132H172L171 133ZM170 134V135H171ZM177 134V133H176ZM177 134V136L179 137V135ZM194 134V133H193ZM204 134V133H203ZM211 134V133H210ZM60 135V134H59ZM74 135V134H73ZM76 135V134H75ZM110 135H112V134H110ZM130 135V134H129ZM161 135V134H160ZM159 135V136H160ZM167 135V134H166ZM165 135V136H166ZM172 135H171V137H172ZM197 134L195 133V136H196ZM205 135V134H204ZM240 135V134H239ZM238 135V136H239ZM252 135H254V134H252ZM77 136V135H76ZM86 136V135H85ZM100 136V135H99ZM155 136V135H154ZM159 136H158V138H159ZM165 136H163V137H165ZM169 136V135H168ZM174 136V135H173ZM177 136L175 137V138H177ZM189 136V135H188ZM197 136H199V135H197ZM228 136V135H227ZM62 137H64V136H62ZM98 137V136H97ZM106 137V136H105ZM109 138H112V137H110V136H108ZM135 137V136H134ZM148 137V136H147ZM167 137V136H166ZM189 137H191V136H189ZM193 137V136H192ZM212 137V136H211ZM228 137H230V136H228ZM11 138H13L14 139V141H11L10 139ZM80 138V137H79ZM78 138V139H79ZM168 138H170V137H168ZM168 138H164V140L165 139H168ZM173 138V137H172ZM198 138V137H197ZM201 138V137H200ZM203 138H205V137H203ZM227 138V137H226ZM254 138V137H253ZM88 139V138H87ZM89 139H91V138H89ZM130 139V138H129ZM159 139H161V137L159 138ZM183 138H179V140H178V138H177V140L178 141H180V140H182ZM191 139H194V138H191ZM219 139V138H218ZM239 139H241V137L239 138ZM29 140V139H28ZM77 140V139H76ZM106 140H107V138H106ZM158 140V139H157ZM184 140V139H183ZM80 141V140H79ZM82 141V140H81ZM130 141V140H129ZM149 141H150V139H149ZM168 141H170V142H173L174 143V141H175V139H172V140H167V142ZM177 141V142H178ZM205 141V140H204ZM214 141V140H213ZM217 141H219V140H217ZM114 142V141H113ZM112 142V143H113ZM165 142V141H164ZM181 142H183V141H181ZM73 143V142H72ZM125 143H124V145H125ZM128 143V142H127ZM183 143H185V142H183ZM195 143V142H194ZM200 143V142H199ZM234 143H236V141L234 142ZM32 144V143H31ZM121 144V143H120ZM162 144V143H161ZM196 144H198V143H196ZM203 144V143H202ZM206 144V143H205ZM89 145V144H88ZM158 145H160V144H158ZM164 145V144H163ZM201 145V144H200ZM236 145H237V143H236ZM59 146H61V145H59ZM121 146V145H120ZM122 146H123V144H122ZM204 146V145H203ZM124 147V146H123ZM126 147V146H125ZM168 147H170L171 148V146H168ZM235 147V146H234ZM29 148V147H28ZM145 148H147V147H145ZM165 148V147H164ZM181 148H183V146L181 147ZM186 148H187V146H186ZM189 148V147H188ZM232 148H233V146H232ZM239 148V147H238ZM120 149H121V147H120ZM133 149V148H132ZM131 149V150H132ZM173 149V148H172ZM176 149V148H175ZM174 149V150H175ZM178 149H180V148H178ZM123 150V149H122ZM153 150V149H152ZM177 150V149H176ZM175 150V151H176ZM182 150V149H181ZM180 150V151H181ZM183 150H184V148H183ZM172 151V150H171ZM179 151V150H178ZM194 151V150H193ZM124 152V151H123ZM182 152V151H181ZM190 152V151H189ZM191 152H192V150H191ZM176 153V152H175ZM180 153V152H179ZM193 153V152H192ZM50 154V153H49ZM123 154V153H122ZM174 154V153H173ZM99 155V154H98ZM153 155H156V154H153ZM177 155H179L178 154V152H177ZM174 156V155H173ZM180 156V155H179ZM181 156L182 157H180V158H183L182 160H185L187 157L186 156H188V157H190V154H188L187 152H182L181 153ZM135 157V156H134ZM147 157V156H146ZM176 157H178V156H175V158ZM125 158V157H124ZM194 158H195V156H194ZM200 158V157H199ZM44 161H42V162H44ZM178 161V160H177ZM180 161V160H179ZM186 161V160H185ZM196 161H198V159H196ZM184 162V161H183ZM187 162V161H186ZM190 162L191 163H193V161L192 160H190ZM198 162H200V164H202V162L203 161H198ZM198 162H196L197 164H198ZM12 163H14V165L12 164ZM57 163V162H56ZM182 163V162H181ZM185 163V162H184ZM180 164V163H179ZM190 164V163H189ZM163 165V164H162ZM204 166V165H203ZM173 168V167H172ZM5 169V168H4ZM41 169V168H40ZM2 172V171H1ZM12 172V173H13ZM6 173V172H5ZM11 173V174H12ZM14 174V173H13ZM1 176V175H0ZM27 177V178H26ZM94 178V177H93ZM4 179V178H3ZM24 179V178H23ZM25 179H24V181H25ZM73 179V178H72ZM78 179V178H77ZM98 179H99V177H98ZM101 179H103V178H101ZM19 180V179H18ZM22 180V179H21ZM68 180V179H67ZM106 180V179H105ZM209 180V179H208ZM13 181V180H12ZM97 181V180H96ZM14 182V181H13ZM21 182V181H20ZM17 183V182H16ZM22 183H23V180H22ZM26 183V182H25ZM30 183V182H29ZM18 184V183H17ZM77 184V183H76ZM85 184V183H84ZM20 185V184H19ZM21 185H23V184H21ZM32 185V184H31ZM27 186V185H26ZM85 186V185H84ZM28 188L30 187L29 185L27 186ZM71 187V186H70ZM73 187V186H72ZM75 187V186H74ZM32 188V189H33ZM30 190H31V187L29 188ZM91 189V188H90ZM65 190V191H64ZM73 190V189H72ZM256 190V189H255ZM70 191V190H69ZM72 195V194H71ZM164 196V195H163ZM78 197V196H77ZM5 198V197H4ZM98 198H100V197H98ZM42 200V199H41ZM150 200V199H149ZM33 201V200H32ZM79 201V202H78ZM84 201V200H83ZM151 201V200H150ZM15 202V201H14ZM41 202V201H40ZM24 203V202H23ZM93 203V202H92ZM238 203H240V201L238 202ZM86 204V203H85ZM124 204V203H123ZM87 205V204H86ZM89 205V204H88ZM192 205V204H191ZM41 206V205H40ZM42 207V206H41ZM50 207V206H49ZM50 207V208H51ZM24 208V207H23ZM51 208V209H52ZM203 209V208H202ZM39 210V209H38ZM45 210V209H44ZM49 210V209H48ZM54 210V211H55ZM130 210V209H129ZM13 211V210H12ZM200 211V210H199ZM36 212V211H35ZM43 212V211H42ZM129 212V211H128ZM10 214H11V212H10ZM9 214V215H10ZM58 215V216H59ZM193 216V215H192ZM20 217V216H19ZM116 217V216H115ZM191 217V216H190ZM106 218V217H105ZM187 218V217H186ZM192 218V217H191ZM224 219V218H223ZM231 219V218H230ZM51 220V219H50ZM185 220V219H184ZM136 221V220H135ZM185 221H187V219L185 220ZM130 222V221H129ZM141 222V221H140ZM225 222V221H224ZM23 223V222H22ZM69 223V224H70ZM113 223V222H112ZM201 223V222H200ZM61 224V223H60ZM181 224V223H180ZM185 224V223H184ZM205 224V223H204ZM26 225V224H25ZM88 225V226H87ZM106 225V224H105ZM104 225V226H105ZM110 225V224H109ZM107 226V225H106ZM70 227V226H69ZM110 227V226H109ZM201 227V226H200ZM203 227V226H202ZM61 228V227H60ZM71 228V227H70ZM79 228V229H78ZM198 228V227H197ZM205 228V227H204ZM86 229V228H85ZM100 229H102V226L100 227ZM196 229V228H195ZM25 230V229H24ZM66 230V229H65ZM71 230V229H70ZM82 230H83V228H82ZM89 230V229H88ZM104 230V229H103ZM105 230H106V227H105ZM194 230V229H193ZM198 230V229H197ZM80 231V230H79ZM208 231V230H207ZM20 232V231H19ZM81 232V231H80ZM94 232V231H93ZM92 232V233H93ZM102 232V231H101ZM194 233L196 232V230L195 231H193ZM219 232H220V230H219ZM165 233V232H164ZM200 232H198V233H196V234H199ZM28 234V233H27ZM102 234V233H101ZM111 235V234H110ZM201 235V234H200ZM199 235V236H200ZM74 236V235H73ZM83 236V235H82ZM135 237V236H134ZM194 237V236H193ZM81 238H83V237H81ZM124 238V237H123ZM126 238V237H125ZM131 238H133V237H131ZM130 238V239H131ZM163 238V237H162ZM189 238H191V237H189ZM8 239H10V238H8ZM193 239V238H192ZM191 239V240H192ZM39 240V239H38ZM123 240V239H122ZM205 240V239H204ZM11 241V240H10ZM41 241V240H40ZM90 241V240H89ZM106 241V240H105ZM112 241V240H111ZM203 241V240H202ZM14 242V241H13ZM21 242V241H20ZM86 242V241H85ZM93 242H94V240H93ZM192 242H194V240H192ZM205 242V241H204ZM22 243V242H21ZM25 242L23 241V244H24ZM34 243V242H33ZM95 243V242H94ZM101 243H102V240H101ZM100 243V244H101ZM115 243V242H114ZM118 243V242H117ZM129 243H130V241H129ZM134 243V241L132 242V244ZM219 243V242H218ZM166 244V243H165ZM168 244V243H167ZM191 244V243H190ZM194 244H196V243H194ZM193 244V245H194ZM202 244V243H201ZM3 245V244H2ZM28 245V244H27ZM30 246H31V244H29ZM35 245V244H34ZM39 245V244H38ZM42 245V244H41ZM41 245H39V246H41ZM50 245V244H49ZM52 245V244H51ZM56 245V244H55ZM94 245V244H93ZM99 245V244H98ZM189 245V244H188ZM197 245V244H196ZM195 245V246H196ZM38 246V247H39ZM111 246V244H109V242H106V243H102V245H101V247L103 248V249H106V248H108V247H110ZM113 246V245H112ZM124 246V245H123ZM127 246V248L129 247L128 245H126ZM157 246V245H156ZM163 246H164V243H163ZM185 246V245H184ZM44 247H45V245H44ZM49 247V246H48ZM161 247H162V245H161ZM161 247H160V249H161ZM8 248V247H7ZM12 248V247H11ZM10 248V249H11ZM15 248V247H14ZM37 248V247H36ZM35 248V249H36ZM42 248V247H41ZM41 248H39V250L41 249ZM46 248V247H45ZM50 248H52V247H50ZM50 248H49V250H50ZM120 248H122L121 246H120ZM126 247L124 246V248H122L123 250L125 249ZM163 248V247H162ZM168 248H171L170 247V245L168 246ZM196 248H199V247H196ZM17 249V248H16ZM43 249V248H42ZM47 249V248H46ZM55 249V248H54ZM90 249V248H89ZM110 249V248H109ZM118 249H119V247H118ZM133 249V248H132ZM135 249V248H134ZM157 249H159V247H157L156 248V250ZM159 249V250H160ZM4 250V249H3ZM7 250V249H6ZM12 250V249H11ZM22 250V249H21ZM37 250H38V248H37ZM52 250V249H51ZM81 250V249H80ZM86 250V249H85ZM137 250V249H136ZM159 250H157V251H159ZM167 250V249H166ZM185 250V249H184ZM195 250V249H194ZM201 250V249H200ZM7 251H9V250H7ZM60 251V250H59ZM104 251V250H103ZM115 251H117V250H115ZM114 251V252H115ZM125 251H126V249H125ZM170 251V250H169ZM187 251V250H186ZM20 252V251H19ZM33 252V251H32ZM49 253H50V251H48ZM57 252V251H56ZM111 252V251H110ZM128 252H130V251H128ZM128 252H121V257L124 259L126 256L128 257V256H134V255H128L129 253ZM160 252V251H159ZM159 252H157V253H159ZM164 252V251H163ZM175 252V251H174ZM191 252V251H190ZM203 252V251H202ZM49 253H47V254H49ZM106 253V252H105ZM104 253V254H105ZM113 253V252H112ZM131 253V252H130ZM173 253V252H172ZM183 253V252H182ZM199 253V252H198ZM201 253V252H200ZM13 254V253H12ZM35 254V253H34ZM51 254V253H50ZM53 254V253H52ZM58 254V253H57ZM84 253H82L81 255H79V256H82ZM87 254H89V253H87ZM120 253H119V251H118V254L117 255H119ZM132 254V253H131ZM135 254H142V251L141 250H139L137 253H135ZM155 254H156V252H155ZM155 254H154V256H155ZM159 254H162V253H159ZM11 255V254H10ZM17 255H19V254H17ZM32 255V254H31ZM56 255V254H55ZM59 255V254H58ZM73 255V254H72ZM108 255H110L109 253H108ZM112 255V254H111ZM143 255V254H142ZM162 255H164V254H162ZM196 255V254H195ZM200 255V254H199ZM198 255V256H199ZM12 256V255H11ZM35 256H36V254H35ZM49 256V255H48ZM52 256H54V255H52ZM57 256V255H56ZM75 256V255H74ZM78 256V257H79ZM85 256V255H84ZM90 256V255H89ZM102 255H100V257H101ZM107 256V255H106ZM116 256V255H115ZM156 256H158L157 254H156ZM160 256V255H159ZM168 256H169V254H168ZM14 257V256H13ZM59 257V256H58ZM61 257V256H60ZM63 257V256H62ZM76 257V256H75ZM78 257H76V258H78ZM104 257V256H103ZM112 257V256H111ZM120 257V258H121ZM139 257V256H138ZM171 257H173V256H171ZM51 258V257H50ZM71 258V257H70ZM83 258V257H82ZM112 258H114V257H112ZM111 258V259H112ZM117 258H119V256H117ZM119 258V259H120ZM135 258V257H134ZM137 258V257H136ZM155 258V260L156 259H158L157 257H154ZM48 259H49V257H48ZM54 259H55V257H54ZM101 259V258H100ZM118 259V260H119ZM122 259V263L123 264H129V262L130 261H132V260H130V258H128V259H126L125 258V261L126 260H128L127 261V263L126 262H124V260ZM142 259V258H141ZM141 259H139L140 260V262H141ZM167 259V258H166ZM174 259V258H173ZM25 260H29V259H25ZM31 260H32V258H31ZM53 260V259H52ZM81 260V259H80ZM105 260V259H104ZM113 260H115V259H113ZM169 260V259H168ZM167 260V261H168ZM35 261V260H34ZM46 261V260H45ZM54 261V260H53ZM57 261V260H56ZM60 261V260H59ZM58 261V262H59ZM74 260H72V262H73ZM98 261V260H97ZM121 261V260H120ZM134 261V260H133ZM144 261V260H143ZM151 261V260H150ZM159 260H156V262H158ZM167 261H166V264H167ZM186 261H187V258H186ZM185 261V262H186ZM80 262V261H79ZM109 262V261H108ZM115 262L116 261H114V264H115ZM135 262H137L136 260H135ZM21 263H23V262H21ZM49 263V262H48ZM66 263V262H65ZM64 263V264H65ZM71 263V262H70ZM75 263V261L73 262V264ZM81 263V262H80ZM79 263V264H80ZM83 263V262H82ZM81 263V264H82ZM89 263V262H88ZM98 263V262H97ZM111 263V262H110ZM118 264H120L119 262H117ZM137 263H139V262H137ZM146 263H147V261H146ZM149 263V262H148ZM147 263V264H148ZM151 263H153L152 261H151ZM175 263V262H174ZM173 263V264H174ZM184 263V262H183ZM182 263V264H183ZM15 264V263H14ZM20 264V263H19ZM31 264H33L32 262H31ZM35 264H37V263H35ZM72 264V263H71ZM84 264V263H83ZM108 264V263H107ZM113 264V263H112ZM141 264H142V262H141ZM150 264V263H149ZM157 264V263H156ZM162 264H163V262H162ZM164 264H165V262H164ZM176 264V263H175ZM185 264V263H184Z\"/></svg>","mask_w":264,"mask_h":264},{"label":"built area","instance_id":"built-area-1","mask_svg":"<svg viewBox=\"0 0 264 264\" xmlns=\"http://www.w3.org/2000/svg\"><path fill=\"white\" fill-rule=\"evenodd\" d=\"M196 263H197L196 255L193 254L192 257L189 260H187V262L185 264H196Z\"/></svg>","mask_w":264,"mask_h":264},{"label":"crops","instance_id":"crops-1","mask_svg":"<svg viewBox=\"0 0 264 264\" xmlns=\"http://www.w3.org/2000/svg\"><path fill=\"white\" fill-rule=\"evenodd\" d=\"M260 235H261V236H262V235L264 236V231H261V232H260Z\"/></svg>","mask_w":264,"mask_h":264}]
</instances>
